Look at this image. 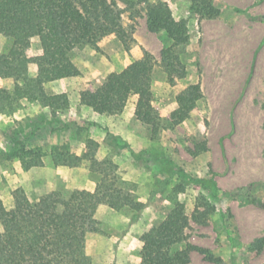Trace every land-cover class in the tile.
Wrapping results in <instances>:
<instances>
[{
    "label": "rangeland",
    "instance_id": "374dc122",
    "mask_svg": "<svg viewBox=\"0 0 264 264\" xmlns=\"http://www.w3.org/2000/svg\"><path fill=\"white\" fill-rule=\"evenodd\" d=\"M131 1L116 0L120 26L109 25L110 34L72 48L76 76L45 83L67 107L23 101L0 110V208L54 193L63 211L75 189L94 195L83 242L90 264H143L144 234L174 210L185 217L180 248L209 251L191 250L185 264H264V249L250 250L264 236V0H212L221 16L200 20L186 0ZM148 2L188 20L189 40L173 57L161 55L170 41L147 28ZM27 52L42 53L38 37ZM146 54L150 72L136 77L143 96L110 113L82 103V91L96 93ZM28 70L37 73L33 63ZM12 82L0 76L1 88ZM139 98L151 108L149 124L136 116ZM22 144L28 169L6 157ZM212 172L216 196L196 181Z\"/></svg>",
    "mask_w": 264,
    "mask_h": 264
},
{
    "label": "trees",
    "instance_id": "16d2710c",
    "mask_svg": "<svg viewBox=\"0 0 264 264\" xmlns=\"http://www.w3.org/2000/svg\"><path fill=\"white\" fill-rule=\"evenodd\" d=\"M133 6L131 0H122ZM189 11L200 19H215L221 16L220 8L212 0H186ZM116 0H0V37L4 38V52H0V76L12 78L11 90L0 87V110L2 112L23 101L40 102L51 108H65V94L48 95L45 83L55 79L76 76L79 68L72 61V48L81 47L110 34L109 25L119 22L120 15L114 13ZM146 8L147 28L170 44L161 49L162 57H173L174 47L189 40L188 20L178 18L170 5L148 2ZM120 26V24H118ZM38 37L42 53L28 55L30 40ZM37 69L35 76L29 74V65ZM152 61L149 54L135 60L132 65L110 75L96 93L84 90L80 93L83 104L98 113L117 112L133 94L143 96L146 91L136 77L150 72ZM148 85V82L146 83ZM196 91L197 85H193ZM182 102L193 106V101ZM190 103V104H189ZM183 105V104H182ZM150 106L143 99L136 102V116L151 123ZM53 110V109H52ZM7 111V110H6ZM25 144L6 157H18L25 168L27 154ZM213 196L216 184L212 175L197 178ZM248 186V191L251 190ZM54 194V193H53ZM52 193L29 201L15 199L10 210L0 208V264H90L84 255V237L94 225L93 196L75 189L59 211L57 196ZM55 199V200H54ZM264 205V204H263ZM174 210L158 226L143 236V264H185L191 250L209 252L194 244L180 248L184 216H175ZM264 249V236L250 246L255 254Z\"/></svg>",
    "mask_w": 264,
    "mask_h": 264
}]
</instances>
